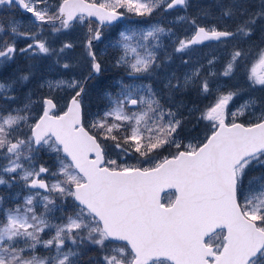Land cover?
<instances>
[{
    "label": "snow or ice",
    "instance_id": "6c2138e0",
    "mask_svg": "<svg viewBox=\"0 0 264 264\" xmlns=\"http://www.w3.org/2000/svg\"><path fill=\"white\" fill-rule=\"evenodd\" d=\"M0 6L30 13L32 25L25 31L15 20L0 22V33L10 38L0 37V65L18 53L29 59L55 55L59 63L75 45L65 41L56 49L49 37L85 26L91 76L102 72L93 42L102 40L106 28L127 14L186 10L189 0H0ZM218 7L221 19L233 20L234 28L202 26L187 15L176 18L192 33L173 41V52L188 57L185 65L197 45L251 39L257 27L264 31V0L254 11L247 0ZM165 34L175 36L159 25L121 31L117 66L127 68L129 76L150 74L159 67L152 49ZM17 38L26 41L25 47L17 48ZM248 55L234 48L220 75L233 76ZM214 63L215 57L208 60L210 67ZM202 68L193 65L183 81L172 75L166 88L179 91L198 82L199 91L211 95ZM29 78L25 74L19 80ZM247 79L251 87L264 89V49L251 61ZM15 84L0 82V100L8 105L0 108V185L20 186L27 195L14 207H0V264H85L90 247L98 255L87 264H264V171L250 175L264 169V103L249 99L233 110L239 92L217 87L200 117L208 122V134L182 144L177 139L181 120L151 85L121 81L118 93L107 94L106 110L86 124L85 82L45 81L50 93H74L62 110L51 94L38 101L29 94L22 105L11 107L17 100ZM246 114L252 119L238 122ZM166 146H174L176 153L153 163V154ZM113 151L117 157L134 155L137 163L109 158ZM42 153L54 154L52 166L41 162ZM165 188L175 190L167 203L160 197ZM38 247L49 254H37Z\"/></svg>",
    "mask_w": 264,
    "mask_h": 264
},
{
    "label": "rangeland",
    "instance_id": "374dc122",
    "mask_svg": "<svg viewBox=\"0 0 264 264\" xmlns=\"http://www.w3.org/2000/svg\"><path fill=\"white\" fill-rule=\"evenodd\" d=\"M248 4L252 5V10H256L259 5V0H247ZM220 3H230V0H189V7L185 10L177 8L165 13L163 10L154 12L150 17H137L134 14H127L126 20L122 23L116 24L111 28L104 30V36L100 42L94 46V50L97 52L98 59L101 61L103 73L115 72L118 77L114 82H110V85L114 88V92L107 90L100 92L98 85L99 81H95L91 86L86 88L85 105L86 112L89 115L86 118L85 123H89L95 118L97 112L92 101H98L104 99L108 101L107 94L112 93L115 95L120 90V82L125 84H133L137 86L151 85L153 90L162 98V102L166 104V107H172L173 111L177 113V118L181 120V127L177 130V139L182 144L189 142L196 143L202 141L208 134V122L200 119L202 111L213 102L216 93V88L219 87L221 91H237L239 96L235 98L232 109L239 107L245 100L252 99L258 105L264 103V89L260 86L254 88L250 86V81L247 79L248 70L251 61L255 58L259 50L264 49V31L257 27L251 39L246 40H231L226 44H210L206 46H195V52L191 55V63L185 65L182 61L187 59V56L173 52V41L176 37L190 36L191 29L187 23L177 21L178 16H185L197 18V22L202 26H227L229 28L235 27L233 20L221 19V9L218 7ZM5 7L0 6V22L2 21L1 15L4 12ZM123 11V10H121ZM205 13H207L205 15ZM5 15L9 20H15L21 25V30H32V25L29 23V17L31 14H22L18 9H11L7 11ZM6 23V22H5ZM159 25L165 28H171L175 33V36L161 35L159 39V47L152 49V44L156 43L152 41L148 43V47L155 51L157 55V65L150 74H142L139 76H129L128 69L124 66H117L116 60L122 54V49L117 44L120 39L119 33L121 31H141L147 30L152 26ZM87 33L85 26H77L74 31L68 34H57L55 38L49 37L52 41V46L59 49L63 42H72L75 47L70 50H66L65 53L59 57V63H57L58 57L52 56H40L35 59H29L28 56L17 54L13 61H9L6 64L0 65V82L16 81L14 85L15 91L12 95L17 97L16 103L11 107L22 105L25 102V98L31 94L32 99L38 101L40 97L47 95H54L58 100V110H62L66 101L74 93L71 90L56 91L50 93L45 81L56 80H80L85 82L91 73L90 58L87 57L84 49V39ZM47 36L48 34L45 33ZM0 37L4 39H10L4 37L3 33H0ZM135 43V40L133 41ZM26 41L21 38H17V48L25 47ZM236 47L243 48L249 53L245 64H242L231 77L221 76L220 73L224 70L228 60L230 59V53ZM143 52V50H141ZM170 57V58H169ZM215 57V63L211 67L208 65V60ZM64 63H68L70 67L65 69L62 67ZM193 65L199 67L203 65L201 69V78H207L210 81L213 92L211 95H205L199 91L198 82L197 85H190L187 88H182L179 91H169L166 88L168 78L172 75L180 78L183 81L184 75L190 74ZM90 72L87 74V72ZM210 72H215V76H211ZM25 74H29V80L20 81L19 77ZM175 83V81H173ZM41 85H44L43 87ZM2 100H0V108H6ZM35 114H39V104L34 106ZM105 111V110H104ZM101 111L100 113H102ZM230 119V117H229ZM252 119L248 114L238 117V122H245ZM203 128V130H202ZM111 144V141L106 142ZM173 154L177 149L174 146H166ZM160 149L157 153H154L155 159L153 163L169 155L160 154ZM170 153V154H171ZM54 154L42 153L41 162H46L49 166H52L54 161ZM112 159L125 160L129 164H136L137 160L134 155H130L127 158L124 156L117 157L115 151L111 152L110 157ZM144 166H150L145 164ZM264 171V169L259 170ZM254 172V171H253ZM250 173V175L253 174ZM258 176V175H257ZM7 179V177H5ZM9 187L0 185V197L4 200L8 197L7 194L2 192ZM16 195L11 196L7 202V207L12 204L15 206V201L19 199L21 202L23 196L27 195V191H21L20 186H17ZM3 204L0 207H3ZM42 210V209H40ZM58 216V214H55ZM57 222V221H54ZM45 239L49 238L48 235L44 236ZM37 254L41 256H47L49 254L47 249L38 247ZM88 256L84 259L87 264L89 258H95L98 253L95 248H89L87 251Z\"/></svg>",
    "mask_w": 264,
    "mask_h": 264
},
{
    "label": "trees",
    "instance_id": "16d2710c",
    "mask_svg": "<svg viewBox=\"0 0 264 264\" xmlns=\"http://www.w3.org/2000/svg\"><path fill=\"white\" fill-rule=\"evenodd\" d=\"M6 9V8H5ZM13 9V8H12ZM14 9H17V8H14ZM11 10V9H10ZM10 10H8V9H6V10H4V12H3V14L1 15V17H2V21H4V22H7L8 21V17L5 15V13L7 12V11H10ZM93 27H95V24H93ZM90 72V70L87 72V74ZM117 76L115 75V72H110V73H101V75L99 76V77H97V78H93V79H91L90 81H89V83H88V87L89 86H91L95 81H99V85H98V88H99V90H100V92H105V91H107V90H110V91H112V92H114V90L116 89V88H114V87H112L111 85H110V82H114L115 80H117ZM92 105H93V107H94V109L97 111V112H101V111H104V110H106V108L108 107V101L107 100H104V99H100L99 98V100L98 101H92ZM86 121V120H85ZM202 130H203V128H202ZM171 152L169 151V149L168 148H164L163 150H161V152H160V154H162V156H164V155H169V157L173 154V153H171ZM145 164L143 163V162H141V166H144ZM260 174V171L259 170H255L254 172H253V174L252 175H259ZM17 189V186L16 187H12V188H8V189H6V190H3L2 192H4V194H7L8 195V197H6L5 198V200H4V205H3V207H7V202L10 200V195L11 196H15L16 195V190ZM174 196H175V194L174 193H169V194H167L166 196H165V198H164V201H165V203H167V201H168V199H174ZM11 205L12 204H9V206L8 207H11ZM58 214V216L60 215V213H57ZM88 256V254H86V256L84 257V259L86 258Z\"/></svg>",
    "mask_w": 264,
    "mask_h": 264
},
{
    "label": "water",
    "instance_id": "95a60500",
    "mask_svg": "<svg viewBox=\"0 0 264 264\" xmlns=\"http://www.w3.org/2000/svg\"><path fill=\"white\" fill-rule=\"evenodd\" d=\"M20 11L22 12V13H25L22 9H20ZM26 14V13H25ZM125 19V17L121 20V21H123ZM121 21H119V22H121ZM119 22H117V23H119ZM96 42H98V41H94L93 43H96ZM212 43H218V42H205V44L204 45H199V46H205V45H208V44H212ZM101 74V73H100ZM100 74H91V76L88 78V80L89 79H91V78H93V77H98V76H100ZM88 80L85 82V85L87 84V82H88ZM168 192H174L175 193V190L174 189H168V188H165L163 191H161V193H160V197H161V200H163V197L165 196V194H167ZM163 202V201H162Z\"/></svg>",
    "mask_w": 264,
    "mask_h": 264
}]
</instances>
